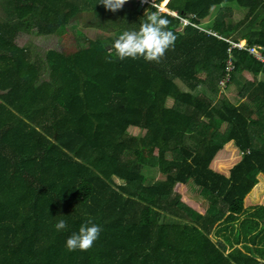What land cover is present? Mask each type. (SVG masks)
Instances as JSON below:
<instances>
[{
    "label": "trees",
    "instance_id": "obj_1",
    "mask_svg": "<svg viewBox=\"0 0 264 264\" xmlns=\"http://www.w3.org/2000/svg\"><path fill=\"white\" fill-rule=\"evenodd\" d=\"M99 2L0 0V264H263L264 204L244 200L264 176V64L231 44L264 55V0H169L177 39L160 62L112 49L156 8ZM83 13L97 38L73 25ZM20 34L61 50L33 60ZM228 55L238 103L219 96ZM89 220L99 238L69 251Z\"/></svg>",
    "mask_w": 264,
    "mask_h": 264
},
{
    "label": "clouds",
    "instance_id": "obj_2",
    "mask_svg": "<svg viewBox=\"0 0 264 264\" xmlns=\"http://www.w3.org/2000/svg\"><path fill=\"white\" fill-rule=\"evenodd\" d=\"M126 3L127 0H100L98 4H102L106 10L116 12ZM168 24V19L159 11H145L138 29L125 30L115 39L112 49L116 57L120 60L141 57L148 62H160L166 52L174 47L177 39L176 35L167 29ZM111 55L112 51H109L108 56ZM54 227L59 232L67 228V223L60 219ZM101 231L99 225L89 220L80 226L78 232H73L66 239V248L69 251H87L99 238Z\"/></svg>",
    "mask_w": 264,
    "mask_h": 264
},
{
    "label": "rangeland",
    "instance_id": "obj_3",
    "mask_svg": "<svg viewBox=\"0 0 264 264\" xmlns=\"http://www.w3.org/2000/svg\"><path fill=\"white\" fill-rule=\"evenodd\" d=\"M165 3L161 4V7L163 9L166 8V4L168 0H164ZM162 1V2H164ZM161 2V3H162ZM231 6H234L232 4ZM236 9L232 10V17L231 20L233 22H236L238 19H242L244 13L240 10H237V7H234ZM217 12L216 10L214 11ZM100 24L99 21L93 16L91 13H83L80 18L73 21V25L79 28L81 31H83L89 38H97L98 37V28L97 25ZM16 44L21 47L28 50V53L30 57L33 60L41 59L45 60V55L48 50H55L60 51L61 45H62V39L57 36L56 34L50 35V36H31V35H22L16 37L15 40ZM244 43V41H242ZM68 45H71L69 43ZM244 78L248 81H252V76L250 74L244 73ZM48 74H45L42 76V80H47ZM259 79V77H258ZM219 83V81H218ZM237 88L234 85H229V87L223 92V94L219 95L221 96H231L232 101L238 103V100L236 99L237 94ZM224 129V127H223ZM137 134V131H136ZM240 157V154L238 152H235V159L233 161V164L236 163V159ZM212 165H210L211 167ZM218 168V165H216ZM150 176H153V179L158 178L157 174H155L152 170H149ZM258 183L255 185V187L249 192V194L246 196L244 200V206L250 207L254 205H263L264 204V176L259 175L258 177ZM115 182L117 184H121V181L115 179ZM186 196L192 200H195L198 204L203 203V206L207 205L206 201H203L202 197L199 195L198 190L194 188L193 186H187ZM264 264V263H263Z\"/></svg>",
    "mask_w": 264,
    "mask_h": 264
},
{
    "label": "built area",
    "instance_id": "obj_4",
    "mask_svg": "<svg viewBox=\"0 0 264 264\" xmlns=\"http://www.w3.org/2000/svg\"><path fill=\"white\" fill-rule=\"evenodd\" d=\"M135 1L139 4L140 7H145L148 5L152 6V3H153V0H135ZM152 7L156 8L157 11H159L160 13L165 12L169 15L174 16V17H178L176 12L163 9L161 7V4H157L155 2V0H154V6H152ZM179 19H180V22L185 26L191 25L193 27L198 28L199 30H202L208 34H211L213 36L220 38L215 33H212L206 29H202V28L198 27L196 24L192 23L191 21H189L185 18H179ZM242 41H244V44H242ZM242 41H239L238 43H232L231 47H238L239 49L246 50L247 52L252 54L260 63L264 64V55H262L260 53V51H258L260 48L259 47H247L246 41L245 40H242ZM227 42H228V40H227ZM231 47L228 49V52L231 51ZM233 69H234L233 61L231 59V56L228 55V60H227V65H226V73H225V76L223 77L224 79L219 80V83H218V87H219L221 93L225 92V90L227 89V87H228L227 85L229 83V78H230V75H231Z\"/></svg>",
    "mask_w": 264,
    "mask_h": 264
},
{
    "label": "crops",
    "instance_id": "obj_5",
    "mask_svg": "<svg viewBox=\"0 0 264 264\" xmlns=\"http://www.w3.org/2000/svg\"><path fill=\"white\" fill-rule=\"evenodd\" d=\"M169 1V0H168ZM243 76H244V74H243ZM245 77V76H244ZM260 77V76H259ZM213 166V165H212ZM221 174H224V175H226V176H228V171H227V173H223V172H221V171H219Z\"/></svg>",
    "mask_w": 264,
    "mask_h": 264
},
{
    "label": "water",
    "instance_id": "obj_6",
    "mask_svg": "<svg viewBox=\"0 0 264 264\" xmlns=\"http://www.w3.org/2000/svg\"><path fill=\"white\" fill-rule=\"evenodd\" d=\"M138 9H140V7H138Z\"/></svg>",
    "mask_w": 264,
    "mask_h": 264
},
{
    "label": "bare ground",
    "instance_id": "obj_7",
    "mask_svg": "<svg viewBox=\"0 0 264 264\" xmlns=\"http://www.w3.org/2000/svg\"><path fill=\"white\" fill-rule=\"evenodd\" d=\"M242 44H244V43H242Z\"/></svg>",
    "mask_w": 264,
    "mask_h": 264
}]
</instances>
